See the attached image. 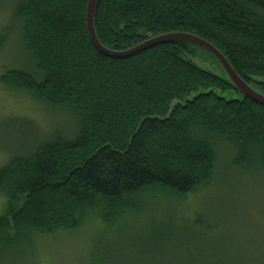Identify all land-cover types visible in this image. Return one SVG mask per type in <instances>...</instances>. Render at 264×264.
<instances>
[{
	"label": "trees",
	"instance_id": "obj_1",
	"mask_svg": "<svg viewBox=\"0 0 264 264\" xmlns=\"http://www.w3.org/2000/svg\"><path fill=\"white\" fill-rule=\"evenodd\" d=\"M87 3L20 0L14 9L30 69H8L0 83L70 124L45 135L34 129L1 151L0 264H33L37 240L96 223L117 235L149 194L183 204L215 188L227 169L264 177V106L243 97L216 59L191 44L123 60L102 55L88 35ZM94 21L100 43L116 52L170 33L201 38L264 95V0H102ZM5 42L0 36V51ZM193 59L214 62L220 75ZM166 227L147 247L163 259ZM97 241L88 264H141L122 242ZM177 261L172 255L169 264Z\"/></svg>",
	"mask_w": 264,
	"mask_h": 264
},
{
	"label": "rangeland",
	"instance_id": "obj_2",
	"mask_svg": "<svg viewBox=\"0 0 264 264\" xmlns=\"http://www.w3.org/2000/svg\"><path fill=\"white\" fill-rule=\"evenodd\" d=\"M19 1L0 0V36H5L6 41L0 51V77L8 69H30L28 53L13 19ZM193 61L200 68L220 75L214 62ZM69 124L64 114L44 110L27 95L10 94L0 83V163L5 162L3 148L14 149L26 142L34 129L45 135ZM260 175L227 169L217 177L215 188L191 196L183 204L175 199L156 201L154 195L143 196L138 216L129 221L127 218L116 230L117 235L96 223L76 235L60 233L39 239L35 242L33 264H88L93 243L100 244L95 243L98 238L105 241V247L122 242L119 244L122 251L132 250L141 264H169L172 255L181 259L177 264H256L262 260L264 263V177ZM177 215L183 221H175L173 216ZM166 226L171 234L160 246L166 247L167 261L159 257L162 252L154 254L158 248L147 251L154 244V232Z\"/></svg>",
	"mask_w": 264,
	"mask_h": 264
},
{
	"label": "water",
	"instance_id": "obj_3",
	"mask_svg": "<svg viewBox=\"0 0 264 264\" xmlns=\"http://www.w3.org/2000/svg\"><path fill=\"white\" fill-rule=\"evenodd\" d=\"M102 0H88L86 9V25L89 38L95 47V49L102 55L112 58V59H129L137 56L147 50L155 48L157 46L168 45V44H178L185 43L191 44L201 48L202 50L213 56L216 61L220 64L228 78L241 93V95L254 103L264 106V95L253 90L248 84H246L232 69L226 58L218 51L214 46L205 40L184 33H170L159 35L157 37L151 38L144 41L143 43L129 49L126 51L116 52L104 47L98 40L96 30H95V14Z\"/></svg>",
	"mask_w": 264,
	"mask_h": 264
}]
</instances>
